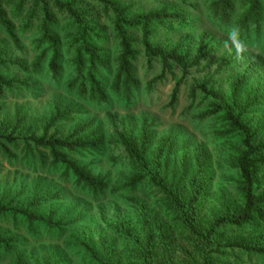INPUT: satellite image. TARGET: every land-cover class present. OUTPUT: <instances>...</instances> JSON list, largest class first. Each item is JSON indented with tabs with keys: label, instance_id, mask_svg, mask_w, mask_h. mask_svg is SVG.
<instances>
[{
	"label": "trees",
	"instance_id": "16d2710c",
	"mask_svg": "<svg viewBox=\"0 0 264 264\" xmlns=\"http://www.w3.org/2000/svg\"><path fill=\"white\" fill-rule=\"evenodd\" d=\"M137 1L0 0L1 33L20 50L21 38L31 33L30 44L36 54L29 66L3 59L0 54L3 72L11 66L23 76L0 72V98L14 91L29 92L34 76L49 73L58 83L66 70L72 69L66 87L80 99L108 103L110 90L129 101L140 87L136 77L140 56L149 68L153 60L162 64L161 73L146 83L149 91L152 84L165 77L170 64L186 75L205 60L212 47L204 33L197 38L194 56L180 51L181 43L170 50L153 43L155 30L166 22L192 26L175 5L142 11L135 10ZM176 1L191 6L196 1L206 16L224 25H238L248 39L264 33V0ZM135 32L139 40L132 35ZM3 42L0 39V44ZM113 42L117 50L110 57L108 47ZM226 64L229 62L222 59L213 74L224 70ZM263 72L264 50L229 81L226 94L209 87L208 79L189 92L190 103L185 110L198 109L199 122L214 121V138L221 142L220 151L224 150L217 157V165L233 174L235 186L234 199L223 192L218 210L207 215H203V199L212 182V163L206 150L199 148L190 157L177 160V142L171 135L156 141V120L145 117L140 122L124 117L123 129L109 136L86 122L61 137L59 128L82 111L72 102L54 101L41 135L24 142L27 148L46 152L39 153L42 167L47 162L52 168L61 166L63 175L71 177L77 186L101 196L109 188L106 177L94 174L72 156L99 152L106 144L120 147L128 167L122 188L130 193L143 190L159 204L156 212L138 199H130L136 212L133 227L124 221L107 226V231L123 242L119 252L111 245H93L91 240L72 235L71 243L82 252L83 264H221L228 250L264 258V119L256 117L264 109V80L258 79ZM177 101L178 85L169 104ZM20 115L17 109L15 127L24 121L25 116ZM17 146L16 138L0 135V152L7 157H14L10 148ZM37 206L35 201L18 212L29 231L43 226L62 232L69 227L54 222L51 212L46 217L34 215L31 209ZM161 210L167 221L160 220ZM8 215L17 222L16 210L0 206V217ZM19 244L16 235L7 236L0 229V252L11 254ZM53 262L60 263V258L55 256ZM16 264H25L20 254L16 255Z\"/></svg>",
	"mask_w": 264,
	"mask_h": 264
},
{
	"label": "rangeland",
	"instance_id": "374dc122",
	"mask_svg": "<svg viewBox=\"0 0 264 264\" xmlns=\"http://www.w3.org/2000/svg\"><path fill=\"white\" fill-rule=\"evenodd\" d=\"M175 5L179 12L187 16L191 27L181 26L177 23L166 22L165 25L155 30L153 43L170 50L178 44L181 51H189L195 55L197 38L202 36L207 39L212 50L197 68H193L188 74L175 65L169 66L165 77L154 84L149 91L146 83L158 76L162 70L159 60L151 61V67L143 56L136 63V77L139 88L132 92L131 99L126 101L121 96L108 91V103L98 104L90 99H80L78 95L67 90L66 83L71 77L72 69H67L65 76L56 83L49 73L34 76L29 92L6 93L0 98V135L16 138L17 148L11 147L14 157H7L0 152V206L16 210L17 222L8 217H0V229L7 236L16 235L20 244L11 254L0 252V264H16V255L20 254L25 264H54L55 256L60 258L58 264H83L82 252L74 246L71 236H79L85 240H91L93 245L102 242L104 246L111 245L119 252L123 246L121 240L116 239L107 231V226L113 221H124L133 227L136 223V212L130 199H138L154 211H158L159 204L149 198L147 192L130 193L122 188L123 182L128 175V167L123 150L120 147L106 144L96 153H82L73 155L72 159L80 164L87 165L96 175L105 176L109 188L101 196H93L74 183L71 177L63 175V168H52L49 162L44 167L40 165V150L34 147H26L25 140L31 137H39L42 133L46 120L50 117L53 103L57 99L72 102L81 109V114L72 121L63 124L59 128V136L65 137L77 124L92 122L95 127L109 136L120 129L124 117H132L140 122L142 118L155 119V140L162 137L172 136L177 142L175 158L190 157L199 148L208 152L211 156L212 166L209 173L212 182L208 191L204 194L203 215L218 210L219 199L223 192L229 198L234 199L233 174L227 169L217 165V157L221 156V142L214 138V121H197L198 109L188 107L189 92L197 84L206 82L209 87L221 90L226 94L228 83L253 61L264 50V33L259 36L244 34L242 37L250 45V55L243 63L237 62L234 54H229L224 48L227 39V31L233 25H224L218 20L206 16L204 10L195 1L190 4H180L176 0H140L137 1L135 10L148 11L162 5ZM193 27V29H191ZM132 35L139 40L138 33ZM33 35L26 33L21 38V50L16 48L2 33L0 28V54L3 59L21 61L29 66L36 54L33 52L31 40ZM110 57H114L116 44L113 42L108 50ZM226 59L229 64L224 70L213 74L217 64ZM9 76L23 77L15 67L9 66ZM258 79L264 80V72L258 75ZM178 85V101L175 105L169 104L171 94ZM251 90V89H247ZM17 109L21 110L20 117L24 121L15 127L14 118ZM264 119V109L259 110L256 117ZM264 125V121H263ZM223 148V146H222ZM26 149V151H25ZM33 156H32V155ZM36 201L37 208L31 209L36 216H48L53 214L54 222L68 225V228L59 230L37 226L34 232L25 227V222L18 212L29 207ZM18 213V214H17ZM160 220L167 221L168 217L158 212ZM100 247V246H99ZM98 247V249H99ZM55 254V256H54ZM221 264H264L262 257H248L239 251H229Z\"/></svg>",
	"mask_w": 264,
	"mask_h": 264
},
{
	"label": "clouds",
	"instance_id": "9594fccd",
	"mask_svg": "<svg viewBox=\"0 0 264 264\" xmlns=\"http://www.w3.org/2000/svg\"><path fill=\"white\" fill-rule=\"evenodd\" d=\"M224 48L229 54H234V58L237 62L243 63L249 58L250 45L242 37L241 29L238 25H234L228 29Z\"/></svg>",
	"mask_w": 264,
	"mask_h": 264
}]
</instances>
